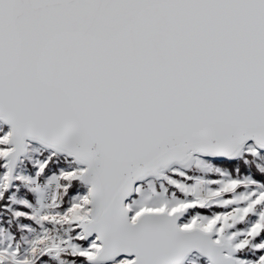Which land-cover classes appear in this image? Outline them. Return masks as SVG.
Wrapping results in <instances>:
<instances>
[{
  "label": "snow or ice",
  "instance_id": "1",
  "mask_svg": "<svg viewBox=\"0 0 264 264\" xmlns=\"http://www.w3.org/2000/svg\"><path fill=\"white\" fill-rule=\"evenodd\" d=\"M0 264H264V0H0Z\"/></svg>",
  "mask_w": 264,
  "mask_h": 264
}]
</instances>
